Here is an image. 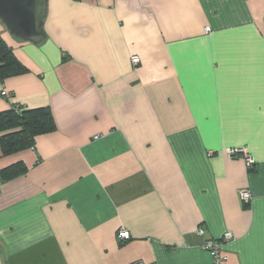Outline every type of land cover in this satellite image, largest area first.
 <instances>
[{"label": "crops", "instance_id": "0c3cea01", "mask_svg": "<svg viewBox=\"0 0 264 264\" xmlns=\"http://www.w3.org/2000/svg\"><path fill=\"white\" fill-rule=\"evenodd\" d=\"M44 30L0 22L29 69L0 112L56 126L0 158L25 168L0 180V264H212L207 240L264 264V0H49Z\"/></svg>", "mask_w": 264, "mask_h": 264}, {"label": "trees", "instance_id": "16d2710c", "mask_svg": "<svg viewBox=\"0 0 264 264\" xmlns=\"http://www.w3.org/2000/svg\"><path fill=\"white\" fill-rule=\"evenodd\" d=\"M28 72L13 48L0 36V84ZM55 129L49 107L27 108L12 104L11 109L0 112V158L31 148L36 136ZM23 172L25 168L20 162L0 170V180H12Z\"/></svg>", "mask_w": 264, "mask_h": 264}, {"label": "water", "instance_id": "95a60500", "mask_svg": "<svg viewBox=\"0 0 264 264\" xmlns=\"http://www.w3.org/2000/svg\"><path fill=\"white\" fill-rule=\"evenodd\" d=\"M49 0H0V22L17 39L39 44L44 30Z\"/></svg>", "mask_w": 264, "mask_h": 264}, {"label": "built area", "instance_id": "2783aa9c", "mask_svg": "<svg viewBox=\"0 0 264 264\" xmlns=\"http://www.w3.org/2000/svg\"><path fill=\"white\" fill-rule=\"evenodd\" d=\"M206 32H210V28H206L205 29ZM131 62L134 65H138L140 62V59L138 56H133L131 58ZM1 96L7 99H11L13 97V95L3 89L1 91ZM227 154L230 158H235V157H239V156H243L246 162V165L248 168H251L254 164H255V159L249 155L245 149L243 148H239V149H228L227 150ZM240 197L242 199V201L246 204L251 203V201L253 200V196L251 194V192L249 190H243L240 193ZM199 235H204L205 232L203 229H199L198 230ZM119 239L122 241H128L131 238V234L129 231L127 230H121L119 232L118 235ZM232 236L230 233H227L224 237H223V241L224 242H228L229 240H231ZM203 249H205L206 251H208L213 259V263L212 264H225L227 258L224 256L223 254V242L220 241H215V240H207L203 246ZM133 264H144L142 262H135Z\"/></svg>", "mask_w": 264, "mask_h": 264}]
</instances>
